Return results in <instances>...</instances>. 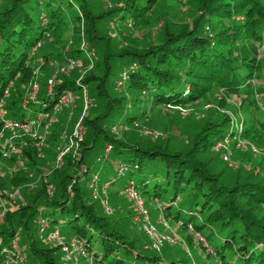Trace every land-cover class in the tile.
I'll use <instances>...</instances> for the list:
<instances>
[{
    "label": "trees",
    "instance_id": "trees-1",
    "mask_svg": "<svg viewBox=\"0 0 264 264\" xmlns=\"http://www.w3.org/2000/svg\"><path fill=\"white\" fill-rule=\"evenodd\" d=\"M157 1L118 0L119 5L94 15L89 10L88 0L78 1L79 11L69 2L63 7L62 0H0V107L6 118H34L39 112L49 111L65 89L77 90L81 84L87 85L96 78L91 72L92 68H89L81 82L77 83L75 78L69 76L70 70L68 74L60 75L52 92L48 93L46 78L53 68L45 67L40 79L41 96L38 93L33 100L27 101L26 105L30 108L27 113L23 107V93L33 77L30 60L35 52L45 62L49 59L61 62L74 58L79 63L76 68L80 69L87 62L80 42H84L85 50L97 53L93 46L100 37L91 23L95 17L109 19L117 15L118 22L129 23L127 26L132 27L144 21V16ZM192 3L194 11L191 23L184 22L175 29L174 23L168 20L159 26L165 30L159 41L146 46L136 45L131 49L121 48L116 56L124 65L122 73H128L126 87L140 89L144 93L142 95L157 106L175 105L180 108L194 103L209 92L220 90L226 95H245L241 104L244 99L252 103L249 99L253 93L250 79L253 71L264 68V61L257 63L254 54L262 42L260 32L264 27V0H194ZM70 7L75 9L74 13ZM67 9L70 11V23L62 27ZM68 29L70 45L63 46L62 39ZM105 55L107 57V53ZM119 79L121 77L115 80L118 89ZM96 87L100 92L102 82L97 83ZM120 98L110 100L117 102ZM126 101L128 105L125 108L131 110L124 113V122L112 127L133 124L143 113L144 110L139 114L133 112V105L141 103V99L129 98ZM113 110V107H109L101 116L91 120L84 116L82 123L90 122L91 134L88 140L83 133L80 157L66 154L62 165L53 170V176L40 180L36 194L28 193L26 200L22 199L24 201L21 200L16 209L6 212L0 221V264L11 240L21 231L24 240L18 241L26 259L31 255L34 264H65L57 260L55 252L60 250L59 247L40 238L44 243L41 245L35 238L39 206L45 208L43 213L51 227L59 226L63 234L71 233L84 242L94 264H123L121 254L132 264H197L189 258L174 259L162 252L165 244L173 243L165 241L160 250H156L147 233L144 232L147 239L138 242L129 236V232H120L119 228L126 219L123 208L115 206V215H107L98 199L88 196L89 188L84 182L86 176H82L80 183L76 177L73 178L76 167L83 161L84 150L93 147L99 137L106 144L97 157V161L102 163L101 171L97 172L98 181L103 182V186L113 185L123 177L124 181L117 184L120 188L133 183L137 189L156 200L164 221L171 227L179 226L178 232L182 233L184 239L182 248L187 253L199 249L201 257L219 259L216 264H264V179L253 171L244 175L239 170L236 176L227 180L221 177L222 171H211L207 164L194 157L195 153L207 147L214 149L215 143L222 141L226 133L260 145L258 142H264V114L261 119L249 118L239 132L231 128L220 129L229 123L225 114L217 122L208 119L195 136L194 147L183 153L156 143L118 138L112 127L111 133L108 132L106 128L115 113ZM64 122L62 114L54 125L56 128L50 141L59 139ZM86 144L91 145L88 147ZM200 144H203V148ZM107 145L111 147L106 152ZM110 151L125 158L112 160L106 165L108 155L105 153ZM26 156V166L35 167L39 163L40 157L31 147L26 149ZM122 164L123 170L119 172ZM90 166L85 165V173H88ZM111 171L116 176L113 177ZM25 179L22 173H17L8 182L16 185ZM0 183V187H5L7 180ZM48 183L52 184L49 191L46 190ZM69 183L70 190L67 189ZM135 213L138 214L136 206L133 220ZM205 230L211 232L213 246L209 243L211 237L204 235ZM195 232L205 241L199 240ZM230 249L232 254L227 257L225 252ZM109 257L113 258L112 262L107 261Z\"/></svg>",
    "mask_w": 264,
    "mask_h": 264
},
{
    "label": "rangeland",
    "instance_id": "rangeland-1",
    "mask_svg": "<svg viewBox=\"0 0 264 264\" xmlns=\"http://www.w3.org/2000/svg\"><path fill=\"white\" fill-rule=\"evenodd\" d=\"M78 1L80 0H62V4L63 7H66L69 2L75 9H77V11H79ZM88 1L89 10L94 15H99L109 10L111 6L120 4V2H117L118 0ZM193 1L194 0H158L154 4L152 10L144 16V21L132 27L127 26L129 23L118 22L117 15H114L109 19L106 17L103 18L97 16L93 19V22L90 21L95 27L97 35L100 37V39H97L95 41L96 44L93 46L98 54L95 52L97 59L94 66L91 67V72L96 75V78L90 80L87 85L85 84L90 99L92 100L91 104L87 107V110L84 113L88 120H91L96 116H101L109 107H113V111H115V113L112 115V119L109 121L106 128V130L110 132L112 125L118 124L119 122H124V113L131 110L129 108H125V106L128 105L126 100L129 98H139L142 100V102L133 105V112L139 114L144 110L143 113L133 124L118 127L117 131H114L115 135L118 138L124 137V139L128 141L138 140L146 141V143H156L157 145L167 146L170 150L184 153L190 151L194 147L195 144L193 143L195 136L198 135V133L203 129L208 119L217 122L221 120V115L225 114L228 117L227 119L229 123L224 127H220V129L223 128L228 130L231 128L235 132H239L240 129L244 128V124L247 123L249 118H263L264 68H262V70L259 68L258 70L253 71L252 77L250 79L249 83L252 86L253 93L250 95L249 99L251 98L252 103L249 100L244 99V103L241 104V100L246 97L245 95H238L235 93L226 95L222 90H220L219 92H209L204 97L196 100L194 103L187 106H182L180 108L175 105L165 106L163 104H159L157 106L156 104H153L148 97L143 96L144 93L138 88H127L125 82L120 84L119 80L117 81V84L120 85L119 89L116 86L115 80L121 77L120 74H122V68L124 66L122 61H119L117 59L118 57L116 56L118 52H120L121 48L131 49L136 45L146 46L152 42L159 41L165 33L164 28H160L159 26L168 20V22L172 21L174 23V27H176L175 29L181 27L184 22L191 23V16L194 11L192 3ZM73 7H70V11L74 13L75 9ZM70 11H68V9L65 11V24H62V27H65L66 24L70 23ZM160 19H163V21ZM126 33L127 35H125ZM260 33L262 36V39H260L262 41L261 46L258 44V47L254 51L257 63L264 61V27ZM69 36L70 31L68 29L62 39L64 44L63 46L69 44ZM75 46L76 45H74V47ZM59 50H61V52L63 51V49ZM106 53L107 57L105 55ZM31 58H33L32 61L30 60L33 75L32 80H36L38 84L42 83L40 80L42 76V70L46 69L45 67L47 66L50 67V70L52 68L54 69V65L50 64V62H60L56 59H49L47 62H45L41 55L38 53L36 54V52L31 56ZM39 59L40 62L38 61ZM84 65H87V62ZM84 65H81L80 69L74 68L71 70L72 72H70L69 76L75 79L82 77L83 79L84 74L90 70L84 69ZM35 68H38V73H34ZM48 70L49 69H47V71ZM51 72H53V70ZM68 72L66 73L68 74ZM49 76L50 75H48L47 78ZM100 82H102V87L100 88L101 91L98 92L96 85ZM259 88L261 91H259ZM73 91L75 93V103L73 108H63L56 115V120L49 128L47 133H45V131L41 128L34 127L28 132L22 129H14L12 131L6 129L2 132V135H0V181H5V179L7 180V185L5 187H0V211L2 210L1 205H3V209H5L4 216L9 209H16L18 203L21 202L22 199L26 200L25 197L28 193L36 194V191L40 185V180L43 177L46 179L51 178L53 176V170L62 165V162L58 165L56 164V152H54L55 147L57 145H61V143L64 142L65 136H69L72 133L74 126L73 124L81 114L83 106L82 90L79 88ZM26 92L27 86L25 92L23 93V98L26 96ZM41 93L42 92L39 91V96H41ZM110 98H120L121 100L116 102L115 100H110ZM219 100H222V103H219ZM129 103H131V101H129ZM64 111L65 113H62ZM62 114H64L65 122L63 129L59 131V139H53V141H50L52 131L56 128L54 125L57 122L59 116L61 117ZM83 127L84 136L89 140L91 134L90 122L88 124L84 123ZM226 137L229 138V142L231 144L230 153H228L229 150L227 149L229 156L228 162L222 161L221 151L223 152L224 150H220L218 148L212 149L207 147L206 150L195 153L194 157L207 164V168H209V170H214L215 172L222 171L223 174L221 177H225L224 179L227 180L230 179L231 176H236L237 171L239 170L243 174H249V172L252 173L253 171L259 174L262 179H264V142H258L261 143L258 145V147L245 138L237 137V139L239 138L241 142L246 144L244 147H238L235 145L238 140L235 139L234 136L226 133L224 138ZM220 143L223 144L222 142L217 141L215 145ZM105 144V140L99 137L97 138L93 147L84 150L83 161L76 167L73 178L76 177V180L78 183H80L83 181L82 176H86L84 182L86 181V184L89 188L88 196L98 199L99 204L101 198H107L108 204L112 208V212L110 214L105 212L107 215H110L111 217L115 215V210L113 207H122L126 212V219L123 226L119 228V231L129 232L130 237L135 238L138 242H144L147 239L145 235L147 232L144 229V223L142 220L140 221V216L137 213L134 215L135 221L132 219L135 206L133 202L126 197L124 189L117 185L119 184L118 182L122 183L124 181L123 177L118 178L116 184H109L107 187L103 186V182L97 181V191L98 189L100 190L99 197L97 198L93 196L92 188L89 187V183L91 182L94 174L97 175V172L99 173L101 171L100 167L102 163L97 161V157L101 154L102 147L105 146ZM86 145L89 147L91 144ZM202 146L203 144H200L201 148H203ZM28 147L34 149L36 156L40 157L39 163L36 164L35 167L25 165V159L28 157L26 156V149ZM80 148L81 146H79L77 151H71L68 154H71L75 158H79L81 152ZM108 148H110L109 145L106 146L105 151ZM38 153H40V156ZM105 154L108 155L107 160L105 161L106 165L112 160H120L125 158L124 156L117 155L113 151ZM87 164H90L91 166L88 173H85V165ZM17 173H22L26 179L16 185L10 184L8 181L13 179ZM111 175L113 177L116 176V174L112 171ZM97 179L98 178H96V180ZM70 184L71 183L67 185V189H69ZM47 185L48 186L46 190L48 191V188L51 189L52 184L48 183ZM14 191H17L16 195L12 197L8 195ZM141 193L146 209L148 210L150 224L158 232L171 231V233L173 232L176 235L177 239L173 244H165L162 247L163 253L173 256L174 259H182L186 257L189 258L190 261L193 260L197 264H216L219 261V259L217 261V259L213 256H208L206 259L201 257V252L199 249H193L190 251V253H187L186 250L182 248L184 245V239L182 237V233L178 232L179 226H173V223L171 222L170 224L173 227L168 224L165 226L163 223L164 219L160 214V209L156 204V200H152L148 194H145L142 191ZM24 200H22V202ZM59 229L60 234L64 238L65 242L69 243L70 239L73 237L71 233L63 234L60 227ZM19 233L20 234H18L17 239L20 241L24 240L23 232L21 231ZM204 235L208 236L209 238L211 237L209 243L211 246H213L214 238H212L211 232L209 230H205ZM35 238L39 244L44 245V243L40 241L41 239L38 230ZM55 253L57 254V260L59 263L63 262L65 264H71V262L64 259L60 250H57ZM225 254L227 257L231 256L232 250H227ZM121 257L124 258L123 264H132V261L128 258H125L123 254H121ZM107 261L112 262L113 258L109 257L107 258ZM79 263L89 264L86 259L81 256L79 257ZM24 264H34L33 256L29 255Z\"/></svg>",
    "mask_w": 264,
    "mask_h": 264
},
{
    "label": "built area",
    "instance_id": "built-area-1",
    "mask_svg": "<svg viewBox=\"0 0 264 264\" xmlns=\"http://www.w3.org/2000/svg\"><path fill=\"white\" fill-rule=\"evenodd\" d=\"M40 43L37 44L36 47L39 46ZM84 42H81V48H83L85 56L87 58V65H84V69H89L93 67L94 60L97 58L95 52L93 51H87L84 49ZM263 46V45H262ZM40 62V59L38 60ZM42 62V61H41ZM42 64V63H41ZM50 64L54 65L53 72H51L50 76L46 80V88L48 93L52 92V89L54 85L56 84L59 76L61 74H64L74 68H76L79 63L78 60L74 58H66L65 61L57 62L53 61L50 62ZM34 73H38V68H35ZM128 78V73L123 72L121 79H119L120 84L124 83L125 80ZM82 80L81 78L76 79V82L80 83ZM82 90V110L81 114L78 116V118L74 122L73 131L69 136H65L64 142L61 143V145H57L55 147L56 152V164H60L63 160V157L70 153L71 151L75 152L79 149V146L81 142L83 141V117L85 116L84 113L87 110V107L91 104V99L89 96V93L86 89L85 84H81L80 86ZM40 90V84L36 80H32L29 82L27 86V92L26 96L23 99V107L28 111V106L26 105L28 100H33L39 93ZM8 92V88L5 90V94ZM75 103V93L72 89H65L63 93L58 95L55 102L52 104V107L49 111L45 112H39L34 118H25L24 120H14V119H8L5 116L4 111L0 107V135H2V132L6 129L8 130H18L22 129L26 132L31 130V128L37 127L41 128L45 131V133L48 132L49 128L53 125V123L56 120V115L63 109V108H73ZM264 108V107H263ZM116 126L112 127L113 131H117ZM241 130V129H240ZM235 139H237L238 136H234ZM234 139V138H232ZM238 142L235 144L238 147H244L246 144L241 142L239 138L237 139ZM232 141V140H231ZM223 144H216L215 148L223 149L222 152V158L225 162L229 161L228 153H230V142L229 138H223L222 141ZM239 143V144H238ZM109 147H111L109 145ZM108 148L107 150H109ZM227 149L229 150L227 153ZM13 151V150H11ZM124 165H120L119 172H122ZM84 169V168H81ZM97 175L94 174L91 182L89 183V187L92 188L93 196L95 198L99 197V189L97 191L98 185L96 184L98 179L96 180ZM74 182V181H73ZM109 184H104L105 187H107ZM71 187V185H70ZM70 187L68 190H70ZM50 188H48V191ZM124 192L126 196L134 202L136 209L138 211V215L140 216V221L144 223V229L149 235V237L152 240V247L155 249H159L160 246L165 242L174 243L176 241V235L171 231L170 232H158L149 222V214L148 210L146 209L145 202L142 198V193L139 189L136 188V186L133 183H130L127 185V187L124 188ZM17 194V191H14L9 196H14ZM72 194V192L70 193ZM100 203L103 206L105 212L107 214H110L112 212L111 206L108 204L107 198H101ZM0 211V220L4 217L5 209ZM43 206H39V214L36 219V224L38 228V233L40 235V238L45 240L48 244L59 247L60 251L63 254V257L65 260L71 262V264H80L79 263V257H84L86 261L89 264H93L92 257L87 253L86 246L82 240H79L76 237H72L69 241V243H66L64 238L60 234V229L57 226H54L53 228L50 227V223L48 218L44 215ZM163 223L165 226H167V223L163 220ZM190 230H193L191 225H189ZM195 236L201 240L205 241L204 238L198 233H194ZM6 250H3V252ZM26 261V258L23 255V250L21 249L19 245V241L17 237H14L10 242V247L5 252V256L3 258L2 264H24Z\"/></svg>",
    "mask_w": 264,
    "mask_h": 264
},
{
    "label": "clouds",
    "instance_id": "clouds-1",
    "mask_svg": "<svg viewBox=\"0 0 264 264\" xmlns=\"http://www.w3.org/2000/svg\"><path fill=\"white\" fill-rule=\"evenodd\" d=\"M28 110H30V108H28Z\"/></svg>",
    "mask_w": 264,
    "mask_h": 264
}]
</instances>
